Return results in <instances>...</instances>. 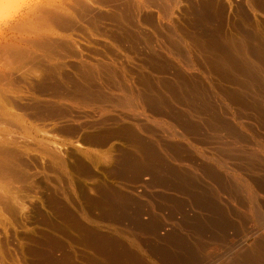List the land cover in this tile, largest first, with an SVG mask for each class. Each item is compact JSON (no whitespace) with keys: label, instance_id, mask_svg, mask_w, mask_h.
<instances>
[{"label":"rangeland","instance_id":"rangeland-1","mask_svg":"<svg viewBox=\"0 0 264 264\" xmlns=\"http://www.w3.org/2000/svg\"><path fill=\"white\" fill-rule=\"evenodd\" d=\"M50 1L14 30L17 19L0 23V264H166L163 253L180 251L192 264H231L264 251H254L264 244V192L247 186L264 179V9L255 0H115L98 10ZM44 7L71 26L47 27ZM18 45L28 58H11ZM223 49L249 63L246 74L213 66ZM77 81L107 100L72 98Z\"/></svg>","mask_w":264,"mask_h":264},{"label":"bare ground","instance_id":"bare-ground-1","mask_svg":"<svg viewBox=\"0 0 264 264\" xmlns=\"http://www.w3.org/2000/svg\"><path fill=\"white\" fill-rule=\"evenodd\" d=\"M44 1L45 0H31L30 1V3H29V5H28V7H27V10L25 11V13L22 15V16H20L19 17V19L17 18V20H15L14 22H11L10 24H9V26H7L8 27V30H14V27H16V24L18 23V22H20V21H27L28 19H30V17L33 15V14H35V12L36 11H41L40 9H41V7H43L44 5H43V3H44ZM52 1V0H51ZM50 1V2H51ZM54 1V0H53ZM81 1V0H80ZM114 1L115 0H93L92 2L95 4L94 6H93V4L92 3H90L91 1H86V0H82L81 1V4H84V5H88V6H90V7H92V8H94V9H100V8H105V7H111L112 6V2L114 3ZM147 0H145V2H146ZM159 1H161V0H159ZM159 1L157 2L156 0L154 1L153 0V2L155 3H159ZM215 1V0H214ZM254 1V0H253ZM47 2V1H46ZM45 2V3H46ZM76 2V1H75ZM116 2V1H115ZM120 2V1H119ZM144 2V3H145ZM255 3L254 4H256V3H258L257 5H255V7L257 6V8H259V7H261V9H264V2H261L260 0H258V2L255 0L254 1ZM90 3V4H89ZM117 3V2H116ZM142 3V2H141ZM141 3H140V6H141ZM153 3V4H154ZM207 3V2H206ZM47 4V3H46ZM77 4V3H76ZM168 4V3H167ZM208 4V3H207ZM54 5V4H53ZM143 5V4H142ZM147 6H148V4H146ZM146 5L145 6H143V7H146ZM155 5V4H154ZM161 5V4H160ZM201 5V4H200ZM210 5H214V4H212V3H210ZM51 6V5H50ZM117 6V5H116ZM115 6V7H116ZM156 6V5H155ZM158 6V5H157ZM198 6V5H197ZM203 7L205 6L204 4L202 5ZM202 6L200 7V8H202ZM207 6V5H206ZM259 6V7H258ZM121 7V6H120ZM138 7H139V5H138ZM151 7V6H150ZM154 7V6H153ZM209 7V6H208ZM252 7V6H251ZM46 7H44V10L42 11L43 12V14L42 15H44V18L46 19L45 21L47 22V20H48V22H49V24H47V27H48V25H49V28L50 27H53L54 28V26H57L58 28H63V29H67L68 27H69V25L71 24V22L69 21V19H70V17L68 18V17H66V16H64L63 14H61V12H59V11H57V9L55 8H50V7H48V8H50V9H45ZM57 8H58V5H57ZM112 8H114V6L112 7ZM119 8V7H118ZM123 8V7H122ZM140 8V7H139ZM147 8V7H146ZM159 8V7H158ZM205 8V7H204ZM43 9V8H42ZM90 9V8H89ZM124 9V8H123ZM122 9V10H123ZM136 9V8H135ZM141 9V8H140ZM140 9H136L135 10V13H136V16H138V17H140V16H142V15H140ZM206 9H207V7H206ZM208 9H211V8H208ZM208 9H207V11H208ZM213 9V8H212ZM59 10V9H58ZM79 10V9H78ZM83 10H84V8H83ZM88 10V9H87ZM92 10V9H91ZM90 10V11H91ZM121 10V11H122ZM201 10V9H200ZM199 10V11H200ZM203 10V9H202ZM201 10V11H202ZM109 11V10H108ZM131 11H132V9H131ZM133 11H134V9H133ZM144 11V10H143ZM203 11H206V10H203ZM87 12V11H86ZM104 12V11H103ZM211 12L213 13V11H211L210 10V15H211ZM84 13V12H83ZM88 13V12H87ZM101 13V12H100ZM106 13V12H105ZM199 13V12H198ZM201 13V12H200ZM200 13H199V15H200ZM205 13V12H204ZM203 13V14H204ZM40 14V13H39ZM104 14V13H103ZM107 14V13H106ZM110 14V13H109ZM142 14H143V12H142ZM196 14V13H195ZM202 14V13H201ZM203 14H202V16H203ZM206 14H207V12H206ZM215 14V13H214ZM90 15H92V13L90 14ZM134 15V14H133ZM140 15V16H139ZM209 15V16H210ZM34 16H38V14H36V15H34ZM40 17L39 18H42V16L41 15H39ZM87 16V15H86ZM89 16V15H88ZM87 16V17H88ZM106 16V15H105ZM208 16V17H209ZM195 17L196 18H198V15L196 14L195 15ZM200 17V16H199ZM203 17H207V15L206 16H203ZM203 17H200V19H202ZM207 17V18H208ZM89 18V17H88ZM88 18H87V20H88ZM91 19H92V17H90ZM89 18V19H90ZM96 18V17H95ZM125 18V17H124ZM133 18V17H132ZM149 18H151V17H149ZM193 18V17H192ZM196 18H195V20H196ZM206 18V19H207ZM209 18H211V17H209ZM208 18V19H209ZM90 19V20H91ZM136 19V18H135ZM208 19L206 20V21H208ZM42 20H44V19H42ZM96 20V19H95ZM124 20V19H123ZM29 21V20H28ZM44 21V22H45ZM92 21V20H91ZM112 21V20H111ZM201 21V20H200ZM206 21H204V22H206ZM45 22V23H46ZM47 22V23H48ZM197 22H199V21H197ZM202 22V21H201ZM41 23V22H40ZM119 24V23H118ZM199 24H202V23H199ZM4 25V24H3ZM7 25V24H6ZM24 25V24H23ZM22 25V26H23ZM53 25V26H52ZM17 26H19V25H17ZM22 26H20L21 28H23ZM71 26V25H70ZM124 26V25H123ZM203 27H204V25H202ZM1 27V26H0ZM46 27V26H45ZM57 27H55L56 29H58ZM125 27V26H124ZM19 28V27H18ZM18 28H16V29H18ZM126 28V27H125ZM3 29V28H2ZM5 29V28H4ZM93 29V28H92ZM8 30H7V32H8ZM19 30V29H18ZM51 30V29H50ZM70 30V29H69ZM119 30V29H118ZM121 30V29H120ZM1 31V30H0ZM22 31V30H21ZM46 31H47V28H46ZM52 31V30H51ZM60 31V30H59ZM204 31V30H203ZM207 31V30H206ZM6 32V33H7ZM14 32V31H13ZM107 32V31H106ZM117 32V31H116ZM15 33V32H14ZM13 33V34H14ZM52 33V32H51ZM114 33V32H113ZM124 33H125V30H124ZM45 34H46V32H45ZM48 34V33H47ZM7 35V34H6ZM12 36V35H11ZM14 36V35H13ZM16 36V35H15ZM214 36V35H213ZM3 37V36H2ZM8 37V36H7ZM18 37V36H17ZM170 37H172V36H170ZM170 37H169V39H170ZM198 37V36H197ZM224 37V36H223ZM5 38V37H4ZM9 38V37H8ZM13 38V37H12ZM133 38V37H132ZM135 38V37H134ZM173 38V37H172ZM7 39V38H6ZM5 39V40H6ZM206 39V38H205ZM216 39V38H215ZM55 40H57V39H55ZM138 40V39H137ZM171 40V39H170ZM35 41V40H34ZM45 41H47V40H45ZM58 41V40H57ZM134 41V40H133ZM201 39H199V41H198V44L200 45H202L203 47H205L206 49H207V52L209 51L210 53H213L214 51L212 50L213 48H211L210 46H212V45H214V41L212 42V40L210 39V41H211V43H210V41H206L207 43L205 44V42H203V43H201ZM205 41V40H204ZM217 41V40H216ZM1 42V41H0ZM42 41H39V44L41 43ZM44 42V41H43ZM55 42V41H54ZM63 42V44H64V41H62ZM173 42V39H172V41H171V43ZM221 42V41H220ZM216 43V42H215ZM219 42H217V44H218ZM222 43V42H221ZM240 43V42H239ZM42 44H43V49H45L46 47V49H48V48H50L49 49V51L53 48V45H48L49 44V41H48V44H47V42H46V45H48V46H45L44 47V45H45V42L44 43H41L40 45H39V47L40 48H42L41 46H42ZM59 44V43H58ZM130 44V43H129ZM220 44V43H219ZM13 45V44H12ZM12 45H10V46H12ZM14 45H16V44H14ZM38 45V44H37ZM60 45V44H59ZM175 45H177V43L175 44ZM174 44H172V46H173V48H174V46H175ZM221 45V44H220ZM236 45V44H235ZM247 45V44H246ZM219 46V45H218ZM229 46V45H228ZM240 46H241V44H240ZM242 46H243V44H242ZM248 46V45H247ZM52 47V48H51ZM198 47H201V46H198ZM202 47V48H203ZM239 49L240 48H242V47H239V45L237 46ZM245 47V43H244V46H243V48ZM262 47H264V46H262ZM10 48V53L11 52H13V54H12V56L14 55V57H11V58H14V59H19V57L20 56H26L27 54H29V50L28 49H23V48H20L19 47V45L16 47H14V50H12L11 51V47H9ZM15 48H18V50H19V48H20V50H22V51H17ZM55 48V47H54ZM175 48H176V46H175ZM202 48H199V49H202ZM219 48H222V46L221 47H219ZM233 48V47H232ZM237 48V49H238ZM242 48V49H243ZM254 48V47H253ZM42 49V50H43ZM177 49V48H176ZM204 49V48H203ZM205 49V50H206ZM210 49H211V51H210ZM227 49V48H226ZM242 49H241V51H242ZM258 49V48H257ZM25 50V51H24ZM70 50V49H69ZM175 50V49H174ZM218 50V49H217ZM224 50V49H223ZM230 50V49H229ZM47 51V50H46ZM62 51V50H61ZM176 51V50H175ZM203 51V50H202ZM213 51V52H212ZM220 51H221V49H220ZM220 51H216L217 53L215 54V55H217L218 56V53L220 52ZM240 51V50H239ZM259 51V50H258ZM53 52V51H52ZM208 52V53H209ZM236 52V51H235ZM238 52V51H237ZM236 52V53H237ZM245 52V51H244ZM261 52V51H260ZM25 53H26V55H25ZM48 53V52H47ZM71 53V52H70ZM209 53V54H210ZM231 53V51L230 52H227V50H224V51H222L221 52V54L219 55V57L217 58V57H215V55H214V57L213 58H215V59H211L212 61H214V64H213V66H215L216 68H220V69H222L221 68V66L222 67H224V69H228V71L230 70V69H232L233 70V72H238V69L239 70H241V71H243V73H245V72H247V70H248V68H247V64H249V63H247L246 62V64H245V62H242L241 60H240V58H239V60H237V58L235 57L236 55H232V53ZM241 53V52H240ZM259 53V52H258ZM73 54H75L74 52H73ZM77 54V53H76ZM75 54V55H76ZM204 54V53H203ZM239 54V53H238ZM244 54V53H243ZM260 54V53H259ZM49 55V54H48ZM52 55V54H51ZM74 55V56H75ZM195 55V54H194ZM261 55L262 56H264V54H262V52H261ZM71 56H73V55H71ZM77 56V55H76ZM79 56V55H78ZM206 56V55H205ZM204 56V57H205ZM210 56V55H209ZM237 56H239V55H237ZM17 57V58H16ZM27 57V56H26ZM25 57V58H26ZM30 57V56H29ZM49 57V56H48ZM242 57V56H241ZM20 58H23V57H20ZM28 58V57H27ZM36 58H37V56H36ZM209 58V57H208ZM262 58V57H261ZM24 59V58H23ZM210 59V58H209ZM262 59H264V58H262ZM35 60V59H34ZM246 60V59H245ZM245 60H243V61H245ZM21 61V60H20ZM207 61V60H206ZM259 61V60H258ZM18 63H19V61H17ZM210 62V61H209ZM261 63V62H260ZM80 64V63H79ZM250 64H252V63H250ZM256 64V63H255ZM34 65V64H33ZM91 66H93L92 64H90ZM44 66V65H43ZM91 66L90 67H86V68H88V69H91ZM256 66V65H255ZM258 66V65H257ZM256 66V67H257ZM49 67V66H48ZM50 68H52V67H50ZM54 68V67H53ZM83 68V67H82ZM107 68V67H106ZM111 68V67H110ZM58 69V68H57ZM97 69V68H96ZM102 69H103V67H102ZM223 69V71H225ZM234 69L235 70H237V71H234ZM101 70V69H100ZM110 70V69H109ZM251 70H252V68H251ZM49 71H51V69L49 70ZM53 71V70H52ZM112 71V70H111ZM253 71H254V69H253ZM48 72V71H47ZM76 72V71H75ZM84 72H85V70H83L82 71V73H83V77H84V75H86V74H84ZM91 72H92V70H91ZM222 72V71H221ZM78 73V72H77ZM81 73V72H80ZM86 73V72H85ZM88 73V72H87ZM90 73V72H89ZM88 73V74H89ZM116 73V72H115ZM223 73V72H222ZM225 73L227 74L228 72L227 71H225ZM225 73H223V74H225ZM229 73H231V74H233L231 71H229ZM239 73H240V71H239ZM238 73V74H239ZM243 73L241 72V75H243ZM253 73V72H252ZM2 74V73H1ZM1 74H0V76H1ZM48 74H50V73H48ZM51 74H53V72L51 73ZM55 74V73H54ZM59 74V73H58ZM87 74V75H88ZM106 74V73H105ZM246 74V73H245ZM11 75V74H10ZM65 75V74H64ZM80 75V74H79ZM90 76H91V74H89ZM234 75H236V74H234ZM248 75V74H247ZM8 76H9V74H8ZM82 76V75H81ZM66 77V76H65ZM82 77V78H83ZM85 77H87V76H85ZM84 77V78H85ZM89 77V76H88ZM248 77V76H247ZM246 77V78H247ZM252 77V76H251ZM255 77V76H254ZM254 77H252V81L251 82H255L254 80H255V78ZM12 78V77H11ZM71 78H73V77H71ZM81 78V79H82ZM91 78V77H90ZM86 79V81L87 80H91V79ZM93 78H95L94 76H93ZM245 78V79H246ZM249 78H250V76H249ZM253 78H254V80H253ZM2 79V78H1ZM62 79V78H61ZM243 79V78H242ZM245 79H243V81L245 80ZM56 80V79H55ZM97 80V79H96ZM96 80H91L92 81V84L93 85H95L94 83H96ZM247 80H248V78H247ZM244 81V82H247L248 83V81ZM260 78H258L257 79V83H259L260 81ZM67 81V80H66ZM81 81V80H80ZM93 81H95V82H93ZM238 81V80H237ZM262 81V80H261ZM3 82V81H2ZM6 82V81H5ZM53 82V81H52ZM82 82V81H81ZM84 82V81H83ZM44 83V82H43ZM46 83V82H45ZM56 83V82H55ZM59 83V82H58ZM61 83V82H60ZM88 83H90V81L88 82ZM246 83V84H247ZM256 83V85H258ZM261 83V82H260ZM6 84V83H5ZM62 84V83H61ZM64 84V83H63ZM77 84H79L78 83V81H77ZM80 84H82V83H80ZM79 84V85H80ZM91 83H90V85H92ZM146 84V83H145ZM249 84H250V80H249ZM262 84H264V82H262ZM261 84V85H262ZM55 85V84H54ZM90 85H88V86H84V85H80V86H78V85H76V83H75V85H67V86H70V87H68V89H70V92H71V94H72V98H73V96H76V99L79 97H82V99L83 98H91V99H95V97L97 98V99H99V100H101L100 98H101V96H100V98L98 97L100 94L99 93H101L100 91H97V94H99L98 96H97V94H96V92H93L91 89H90ZM166 85V84H165ZM250 85H252V84H250ZM254 85H255V83H254ZM254 85H252V86H254ZM56 86V85H55ZM58 86H60L59 84H58ZM166 86H168V85H166ZM249 86V85H248ZM262 86H264V85H262ZM48 87V86H47ZM47 87L45 88V89H47ZM51 87V86H50ZM49 87V88H50ZM63 87H65V86H63ZM94 87V86H93ZM92 87V88H93ZM259 87V86H258ZM38 88V87H37ZM52 88V87H51ZM55 89H57V88H59V87H54ZM60 88H62V87H60ZM96 88V87H95ZM98 88V87H97ZM101 88V87H100ZM257 88V87H256ZM255 88V89H256ZM260 88V87H259ZM258 88V89H259ZM65 88H63L62 90L61 89H57L56 91H59V94H60V96L59 97H62L61 95L62 94H66V92L68 91V89H67V87H66V90L67 91H65L64 90ZM102 89V88H101ZM48 90V89H47ZM51 90H53V89H51ZM99 90V89H98ZM103 90V89H102ZM43 91V90H42ZM61 91V92H60ZM96 91V90H95ZM149 91V90H148ZM261 91V90H260ZM262 91H264V89H262ZM53 92H55V91H53ZM67 93H69V91L67 92ZM103 93V92H102ZM185 93V92H184ZM191 93V92H190ZM261 93V92H260ZM55 94V93H54ZM229 94V93H228ZM47 95V94H46ZM50 95V94H49ZM66 95H68V94H66ZM64 96V98L65 97H67V96ZM102 95V94H101ZM133 95V94H132ZM154 95H155V93H154ZM173 95V94H172ZM183 95V94H182ZM188 95V94H187ZM260 95V94H259ZM52 96H54V95H52ZM78 96V97H77ZM144 96V95H143ZM147 96V95H146ZM161 96H162V94H161ZM57 97V96H56ZM58 97V98H59ZM69 97V96H68ZM104 97H106V96H104V95H102V98L104 99ZM133 97V96H132ZM135 97V96H134ZM176 97V96H175ZM260 97H262V98H264V96H258V98H260ZM75 98V97H74ZM78 98V99H79ZM143 98V97H142ZM146 98V97H145ZM144 98V99H145ZM148 99V102H150L152 99L150 98L149 99V95H148V97H147ZM155 98V97H154ZM153 98V99H154ZM156 98H158L157 96H156ZM155 98V99H156ZM164 98V97H163ZM196 98V97H195ZM231 98V97H230ZM81 99V100H82ZM90 99V100H91ZM96 99V102L98 101V102H101V101H99V100H97ZM106 99V98H105ZM104 99V100H105ZM137 99V98H136ZM144 99H143V101H144ZM154 99V100H155ZM159 99H161V97H159ZM193 99V98H192ZM198 99V98H197ZM235 99V98H234ZM261 99V98H260ZM86 100V99H85ZM84 100V101H85ZM89 100V99H88ZM87 100V101H88ZM103 100V101H104ZM107 100V99H106ZM134 100V99H133ZM153 100V101H154ZM157 100V99H156ZM187 100V99H186ZM191 100V99H190ZM202 100V99H201ZM237 100V99H236ZM241 100H243V99H241ZM83 101V100H82ZM136 101V100H135ZM192 101V100H191ZM262 101H264V100H262ZM89 102V101H88ZM91 102H93V101H91ZM95 102V101H94ZM126 102V101H125ZM134 102V101H133ZM139 102V101H138ZM142 102V101H141ZM152 102V101H151ZM187 102H188V100H187ZM194 102V101H193ZM147 103V102H146ZM156 103H159V102H156L155 101V105H156ZM163 103V102H162ZM162 103H160L161 105H162ZM203 103V102H202ZM205 103V102H204ZM54 104V103H53ZM52 104V105H53ZM125 104V103H124ZM128 104H129V102H128ZM144 104H145V102H144ZM150 104V103H149ZM150 105H153L152 103L150 104ZM58 106V105H57ZM164 107H165V105H164ZM259 107V106H258ZM160 108V107H159ZM200 108V107H199ZM246 108V107H245ZM255 108L257 109V106H255ZM158 109V108H157ZM156 109V110H157ZM251 109V108H250ZM259 109H261L262 110V108L260 107ZM46 110V109H45ZM155 110V111H156ZM251 110H253V109H251ZM260 110V111H261ZM159 111H161V110H159ZM245 111V110H244ZM247 112V111H246ZM254 112V111H253ZM38 113V112H37ZM159 113V112H158ZM256 113V112H255ZM254 113V114H255ZM57 114V113H56ZM65 114V113H64ZM160 114V113H159ZM251 114V113H250ZM175 115V114H174ZM259 115V114H258ZM257 115V116H258ZM262 115V114H261ZM63 117V116H62ZM173 117V116H172ZM179 116H177V118H178ZM253 117V116H252ZM174 120V119H173ZM222 120V119H221ZM107 121V120H106ZM109 121V120H108ZM176 122V121H175ZM183 122H185V121H183ZM219 122V121H218ZM175 124H177V123H175ZM217 124H219V123H217ZM220 124H221V127H224L225 126V128H228V127H226V125H223L224 123H222V122H220ZM103 125V124H102ZM181 125H183L184 126V132H187V130L189 131V129H193L194 128V126L193 125H191V124H189V123H181ZM223 125V126H222ZM76 127H74V126H72L71 128L69 127V128H67V130L69 129V131L68 132H75L76 133V131L78 130V129H80V127H77V125H75ZM78 126H81V124L79 125L78 124ZM216 126H218V125H216ZM131 127V126H130ZM182 127V126H181ZM82 128V127H81ZM112 128V127H111ZM106 129V128H103V131L102 130H100L101 131V133H99V134H101V135H111V134H113L115 131H116V129ZM116 128V127H115ZM125 128V127H124ZM123 128V129H124ZM122 128H119V129H117V130H121ZM122 129V130H123ZM229 130V129H228ZM99 132V131H98ZM98 132H95V133H89V134H87V141L89 140H95V139H97V138H99L100 136H98L99 134H98ZM123 132V131H122ZM128 132V131H127ZM120 133V132H119ZM118 133V134H119ZM115 134V133H114ZM130 134V133H129ZM122 135V134H121ZM98 136V137H97ZM138 142V141H137ZM140 143V142H139ZM144 146V145H143ZM145 147H147L146 145H145ZM148 149V148H147ZM143 150V149H142ZM145 150H146V148H145ZM1 151V150H0ZM147 151V150H146ZM148 152V151H147ZM7 153V152H6ZM151 153V152H150ZM147 154V153H146ZM149 155V154H148ZM154 155V154H153ZM126 157V156H125ZM132 157V156H131ZM150 158H152V154H150V157H149V159ZM153 158H155V157H153ZM145 159V158H144ZM123 160V159H122ZM133 160V159H132ZM132 160H129V159H127V160H123V162L125 163V164H127L126 166H127V168H128V166L130 167L129 169H131V168H133V166H134V169H136L137 167L140 169L142 166H140V165H142L141 163L139 164V162L137 161V163L136 162H134V161H132ZM147 160V159H146ZM149 161H151V160H149ZM147 162V163H145L144 164V166H145V168H148L149 166L151 167V169L152 168H154V162H153V164L151 163V162ZM124 164V165H125ZM119 165V164H118ZM122 165V164H121ZM136 165V166H135ZM10 166V165H9ZM8 167V166H7ZM11 167V166H10ZM120 167V166H119ZM125 167V166H124ZM136 167V168H135ZM149 167V168H150ZM3 168V165H1L0 164V169H2ZM127 168H125V169H127ZM143 168V167H142ZM5 169V168H4ZM10 169V168H9ZM8 169V170H9ZM6 170V169H5ZM8 170H7V172H8ZM133 170V169H132ZM146 170V169H145ZM148 170H149V172H151L150 171V169H147L146 171L148 172ZM1 171V170H0ZM4 171V170H3ZM10 171H12V170H10ZM136 171H140V170H138V169H136ZM146 171L144 172V173H146ZM120 174V173H119ZM148 174H150V173H148ZM178 178V177H177ZM248 179V178H247ZM251 179V178H250ZM145 180V179H144ZM179 180H180V182H179ZM160 181V180H159ZM248 181V180H247ZM165 182V181H164ZM177 184H179L180 186H182L184 183H182V180H181V178H178V182H177ZM247 184V183H246ZM247 186H249V189L251 190V191H253V193L255 192L256 194H258L259 192H264V179H261V178H259V179H251V180H249V182H248V185ZM247 189V188H246ZM248 189V190H249ZM259 190V191H258ZM249 193V192H248ZM251 194V193H250ZM194 196V198L197 200L198 198H199V195L198 194H194L193 195ZM108 202V201H107ZM187 211V210H186ZM189 211V210H188ZM187 213V212H186ZM195 225H196V227H200V225L198 224V222H195L194 223ZM207 225H208V228H210V229H213V226L215 225V221H209L208 223H207ZM259 234L260 233H258V232H252L251 233V235H253V236H259ZM91 238H95L96 239V237H91ZM89 240V239H88ZM94 240V239H93ZM90 241V240H89ZM89 241H87V242H89ZM96 241V240H95ZM96 243V242H95ZM94 244V243H93ZM100 244H103V242L102 243H100L99 242V245ZM106 245H107V242L105 243ZM104 245V244H103ZM90 246V245H89ZM105 246V245H104ZM103 246V247H104ZM261 247H260V249H258L259 248V246L257 247V250H254V251H260V250H264V249H261L262 247H264V244H261L260 245ZM95 247V246H94ZM108 247V246H107ZM106 250L108 249V248H105ZM102 251H103V249H102ZM107 251H109V250H107ZM261 252H264V251H260L259 253H261ZM112 253V252H111ZM256 253V252H255ZM251 254V257L249 256V258L247 259V258H244V259H241V260H239L238 261V263H235V262H237V260H235V262H231V264H248V263H253V264H262V263H264V262H262V261H264V253H262V254H259L258 252H257V254ZM112 255V254H111ZM110 255V256H111ZM112 256H114V255H112ZM235 256H237V255H235ZM261 256V257H260ZM231 257V256H230ZM114 258V257H113ZM162 260H163V262H165L166 264H192V263H194L195 262V256L193 255V254H190V253H187V251H185V252H182V251H180V252H177V253H174L173 255H168V254H166V253H163V256H162ZM236 258V257H235ZM161 260V261H162ZM233 260V259H232ZM229 261V260H228ZM230 261H231V259H230ZM229 261V262H230ZM230 264V263H229Z\"/></svg>","mask_w":264,"mask_h":264},{"label":"clouds","instance_id":"clouds-1","mask_svg":"<svg viewBox=\"0 0 264 264\" xmlns=\"http://www.w3.org/2000/svg\"><path fill=\"white\" fill-rule=\"evenodd\" d=\"M30 0H0V23L6 24L22 16Z\"/></svg>","mask_w":264,"mask_h":264}]
</instances>
